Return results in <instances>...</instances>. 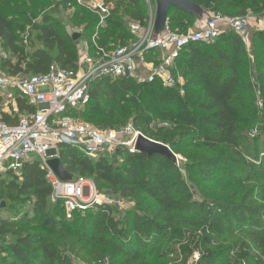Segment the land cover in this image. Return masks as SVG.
Masks as SVG:
<instances>
[{"label":"trees","instance_id":"trees-1","mask_svg":"<svg viewBox=\"0 0 264 264\" xmlns=\"http://www.w3.org/2000/svg\"><path fill=\"white\" fill-rule=\"evenodd\" d=\"M192 1L207 15H264V0ZM49 8L73 11L71 20L82 28L81 38L75 41L74 32L44 12ZM147 18L146 0H119L99 30L98 45L127 43L133 39L129 23L145 24ZM196 21L180 9L168 14V25L176 33L192 31ZM98 24L99 17L76 0H0V41L5 52L0 69L26 78L46 75L53 65L76 69L79 43L91 42ZM27 28L36 32L39 48H32V34L25 42ZM252 33V51L231 30L212 44L184 47L173 70L186 82L184 97L160 82L96 81L90 102L70 111L73 117L81 112L85 122L116 131L133 117L134 127L145 137L170 147L188 163L178 165L161 155L149 157L125 148L90 158L76 148L60 146L59 159L70 181L88 179L101 193L135 201L145 197L154 204L153 213L133 208L121 218L108 206L75 211L67 218L64 202L51 201L49 172L39 161L28 162L20 175L7 172V180L0 175L1 201L33 203L32 215L0 218L1 264H76L72 260L76 249L65 252L52 239L60 233L93 244L89 258L80 260L83 264L105 259L109 264H192L195 254L199 258L194 264H264V166L249 161L245 150L246 132L258 131V120H264V108L258 106L259 98L264 104V31ZM18 103L22 112H35L26 99L19 98ZM156 122L165 126L152 130L150 125ZM204 181L234 185V193L197 200L194 184ZM243 189L246 193L239 196ZM129 214L131 219H126ZM10 235L15 242H7ZM233 237L240 240L227 243Z\"/></svg>","mask_w":264,"mask_h":264},{"label":"built area","instance_id":"built-area-1","mask_svg":"<svg viewBox=\"0 0 264 264\" xmlns=\"http://www.w3.org/2000/svg\"><path fill=\"white\" fill-rule=\"evenodd\" d=\"M76 2L99 17L91 42L81 40L79 43L80 62L76 69L63 70L53 65L46 75L29 78L10 76L0 70V103L3 104L1 101L5 99L2 91L12 89L35 108L34 113L21 116L14 125L0 117V174L10 171L19 174L35 155L49 172L48 179L53 188L52 203L62 200L67 218L70 219L75 211L84 212L94 206L111 207L120 215L127 210L125 199L100 193L93 182L89 185L84 178L63 182L46 164L51 159L59 158L60 146L76 148L90 158L107 152L113 154L121 148L136 153V143L144 135L133 123L127 124L121 131L102 130L77 120L70 111L85 107L91 99L92 85L107 78L134 80L139 84L160 82L164 88L179 90L181 97H184L186 82L173 71L183 48L190 44H212L228 30L234 31L245 44L250 45L253 36L251 18L207 15L196 31L176 33L167 23L165 30L155 35L156 11L151 0H146L148 18L145 24L130 22L128 25L133 39L125 44L118 41L115 45L101 47L97 42L98 33L112 16L110 5L102 0ZM82 31L81 28L77 33L81 34ZM4 56L0 41V59ZM4 105L18 112L16 99L11 95L7 96ZM258 106L264 108L260 98ZM254 134L255 131L252 137ZM196 256L198 260L199 254ZM99 264L109 262L105 259Z\"/></svg>","mask_w":264,"mask_h":264},{"label":"rangeland","instance_id":"rangeland-1","mask_svg":"<svg viewBox=\"0 0 264 264\" xmlns=\"http://www.w3.org/2000/svg\"><path fill=\"white\" fill-rule=\"evenodd\" d=\"M104 2H106L107 4L110 5L111 9H112V13L114 8L117 7V4L119 3V0H102ZM151 2L153 3L154 9L156 11V3L155 0H151ZM45 13L51 14L52 16H54L55 18L59 19L63 24H65L72 32H74V34L77 33V31H79V27H77L73 22H72V15H73V11H64L62 9H58V10H54L53 8H49L47 10L44 11ZM251 18V23L253 24H257V23H261L260 25V29L264 31V15L263 16H255V15H250ZM42 20V17L40 16L38 21L40 22ZM259 31V29L257 28L256 31ZM28 33L25 34L23 36L25 42L28 38V35L32 34V43L33 46L32 48H39L41 45L36 41L35 37H36V32L32 31L31 28H27ZM80 35V33H77ZM81 36V35H80ZM81 38V37H80ZM113 42V41H112ZM27 44V43H26ZM116 43L113 42V45H115ZM30 51H32V49H29ZM249 51H252V46H249ZM1 70V69H0ZM2 93L5 94V99L7 98V96L11 95L14 98H18V96H20V94L12 89H4L2 91ZM83 109V108H80ZM262 116V115H261ZM261 116L259 118H261ZM77 120L79 121H84L85 122V118L82 116L81 112H79V114L75 117ZM133 117H131V119L129 120L128 123H133L132 121ZM165 125H163L162 123H152L150 125V128H152V130H155V128H161ZM167 127V126H166ZM257 128L259 129L258 131H256V134H254V137H252L253 132L255 131H251L248 130L246 132V138L248 140L247 144L245 145V150H246V154H247V158L249 161L255 163V165L259 166V165H263L264 166V120L261 118L258 120L257 122ZM260 135V137L257 136ZM105 155H112L111 153H104ZM101 154V155H104ZM178 160H179V164H187L188 161L181 155H178ZM32 159L34 162L38 161V157L33 155ZM111 159V157L109 158ZM118 164H121L123 161L121 158L117 159ZM183 175L186 177L187 173L185 168L183 169ZM257 172L260 174L261 170L257 169ZM6 174V173H5ZM5 174H0L2 176V178L5 180H7L8 178L6 177ZM21 172H19L18 175H20ZM0 176V177H1ZM1 178V179H2ZM90 184H93L91 180L86 179ZM257 180H255V184H257ZM253 184V181L252 183ZM94 185V184H93ZM196 187H194V191L196 192V196L195 199L197 200H202L205 196L208 195H219V196H224V197H230L233 195L234 193V185H230V184H223L222 183H217L215 181H210V182H198L196 184H194ZM254 185H250L254 186ZM234 188V189H233ZM107 192V191H105ZM101 193V192H100ZM246 193V190H239L238 195L242 196L243 194ZM87 194V192H86ZM105 194V193H102ZM110 196H113L114 198L117 199H122L120 197H118L117 195H113V194H108ZM126 208L127 210H132L133 208H140L141 210H143L146 213H153V211H155L154 209V204L152 203L151 200H149L148 198L145 197H141L138 201H135L133 199H126ZM4 204V206H3ZM20 201H16L15 203L13 202H8V201H1L0 200V218L5 219V220H17L20 218H23L26 214H30L32 215V208H33V203H28L25 205H20ZM126 210V211H127ZM125 211V212H126ZM129 212V211H128ZM150 213V214H151ZM117 218H121L123 216H125L123 213L120 215H117ZM132 214H129L126 219L130 218L131 219ZM19 232H28V231H19ZM63 251H70L72 248L76 249V253L74 255H72V260L76 263V264H83L82 261H80L81 259L84 258H89V254L92 253L95 249V247L93 246V244L89 241H83L81 238L75 237V236H65L63 233L57 234L56 236H54L52 238ZM237 240H240L239 237H233V238H229L227 240V243H235L237 242ZM16 238L14 236H8L7 237V242L11 243V242H15ZM81 251V252H80ZM252 251L256 256H259V252L255 251L253 245H252ZM77 252H80L81 255H79V258H77L75 255L77 254ZM195 257V256H194ZM197 257H195V259L193 258L192 260V264H194L197 261ZM2 261V257H0V264ZM79 261V262H78Z\"/></svg>","mask_w":264,"mask_h":264},{"label":"water","instance_id":"water-1","mask_svg":"<svg viewBox=\"0 0 264 264\" xmlns=\"http://www.w3.org/2000/svg\"><path fill=\"white\" fill-rule=\"evenodd\" d=\"M156 3V19H155V35H160L168 23V14L171 9H180L189 13L192 17L197 19H202L206 12L199 5L194 3L192 0H155ZM79 34L74 35V40L80 39ZM135 151L138 153L147 154L149 157L154 155H161L171 160L175 164H179L177 155L170 149V147L155 142L144 136H140L136 146ZM47 168L51 170L57 178L63 182H68L71 180V176L65 170L61 160L59 158H54L47 161ZM4 206V204H3Z\"/></svg>","mask_w":264,"mask_h":264},{"label":"crops","instance_id":"crops-1","mask_svg":"<svg viewBox=\"0 0 264 264\" xmlns=\"http://www.w3.org/2000/svg\"><path fill=\"white\" fill-rule=\"evenodd\" d=\"M206 16H207V14L202 19H197L195 27L192 31H196L201 26V24L206 20ZM259 24L261 25V23H257V24L252 23L251 24V30L254 31L257 28L260 29ZM247 46L249 47L251 45H247ZM19 98H22V97L18 96V98H15L16 103H17L16 108L18 109V112H16V110H14L12 107H7L6 105H4V103L6 102V99L1 101L3 104L0 103V117L3 119V121H5L6 123H8L10 125H14V124L18 123L21 116L29 115V112H22L20 110L19 103H18ZM27 104H29L28 101H27ZM31 107L34 108L33 106H31Z\"/></svg>","mask_w":264,"mask_h":264}]
</instances>
